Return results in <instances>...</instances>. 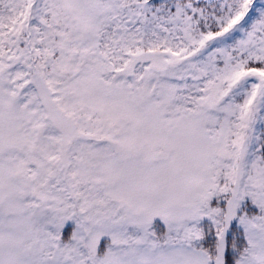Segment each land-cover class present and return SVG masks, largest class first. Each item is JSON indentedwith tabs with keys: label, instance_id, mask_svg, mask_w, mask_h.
<instances>
[{
	"label": "snow or ice",
	"instance_id": "1",
	"mask_svg": "<svg viewBox=\"0 0 264 264\" xmlns=\"http://www.w3.org/2000/svg\"><path fill=\"white\" fill-rule=\"evenodd\" d=\"M0 264H264V4L0 0Z\"/></svg>",
	"mask_w": 264,
	"mask_h": 264
},
{
	"label": "rangeland",
	"instance_id": "2",
	"mask_svg": "<svg viewBox=\"0 0 264 264\" xmlns=\"http://www.w3.org/2000/svg\"><path fill=\"white\" fill-rule=\"evenodd\" d=\"M257 4H264V0H256Z\"/></svg>",
	"mask_w": 264,
	"mask_h": 264
}]
</instances>
